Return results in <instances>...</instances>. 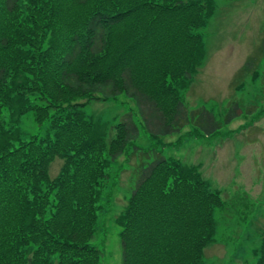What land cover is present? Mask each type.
<instances>
[{"label":"trees","instance_id":"trees-1","mask_svg":"<svg viewBox=\"0 0 264 264\" xmlns=\"http://www.w3.org/2000/svg\"><path fill=\"white\" fill-rule=\"evenodd\" d=\"M214 6L0 0V264H101L100 219L120 193L126 203L114 223L121 264H205L214 213L224 206L220 192L197 167L137 141L138 125L155 138L190 125L215 135L242 115L234 102L224 119L182 102L203 65L198 31ZM235 80V91L242 82L261 83L264 99V38ZM119 95L136 111L113 125L87 115L90 103ZM29 112L43 134L26 139L19 124ZM56 160L61 166L51 177ZM129 171L127 196L121 176ZM262 235L256 264H264Z\"/></svg>","mask_w":264,"mask_h":264},{"label":"rangeland","instance_id":"rangeland-1","mask_svg":"<svg viewBox=\"0 0 264 264\" xmlns=\"http://www.w3.org/2000/svg\"><path fill=\"white\" fill-rule=\"evenodd\" d=\"M198 34L205 59L182 102L188 110L205 106L223 119L234 102L240 105L242 115L222 126L215 135L206 134L201 128L195 133L190 125L180 132L155 138L138 125L137 145L197 167L210 188L220 192L224 206L215 210V243L205 248L204 263L256 264L254 251L261 245L260 232L264 230V219L259 216L264 208L258 205H264V99L261 83L242 82L243 88L235 91L234 79L244 63L262 50L264 0H215L214 12ZM85 111L113 125L122 116L136 111V105L119 95L116 100L90 103ZM19 128L26 139L43 134L32 112L22 116ZM134 164L131 156L130 165ZM60 166L59 160L51 165V177ZM132 186L131 171L123 173L121 188L126 190L125 195L131 194ZM123 195H117L112 211L100 219L104 220L102 230L105 231L102 243L98 239L103 252L101 264H121L120 228L114 218L126 203ZM254 199L258 202L254 203Z\"/></svg>","mask_w":264,"mask_h":264},{"label":"crops","instance_id":"crops-1","mask_svg":"<svg viewBox=\"0 0 264 264\" xmlns=\"http://www.w3.org/2000/svg\"><path fill=\"white\" fill-rule=\"evenodd\" d=\"M252 171H251V167L249 166V172H248V177H250V173H251ZM248 180H251L250 178L248 179ZM246 185L248 186V188H247V190H248V192H251V188H250V186L248 185V183H246ZM254 203H257L258 202V200H256V199H254V200H252ZM263 204V203H262ZM261 203H258V205L260 206V207H263L264 208V205H262ZM259 216H260V218H262V219H264V213H261L260 211H259ZM263 232H260V233H264V230H262Z\"/></svg>","mask_w":264,"mask_h":264}]
</instances>
